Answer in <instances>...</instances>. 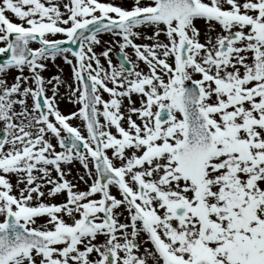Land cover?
Returning a JSON list of instances; mask_svg holds the SVG:
<instances>
[{
    "label": "snow or ice",
    "instance_id": "obj_1",
    "mask_svg": "<svg viewBox=\"0 0 264 264\" xmlns=\"http://www.w3.org/2000/svg\"><path fill=\"white\" fill-rule=\"evenodd\" d=\"M0 264H264V0H0Z\"/></svg>",
    "mask_w": 264,
    "mask_h": 264
},
{
    "label": "rangeland",
    "instance_id": "obj_2",
    "mask_svg": "<svg viewBox=\"0 0 264 264\" xmlns=\"http://www.w3.org/2000/svg\"><path fill=\"white\" fill-rule=\"evenodd\" d=\"M108 1H109V0H108ZM114 2H119V0H114ZM162 39H163V38H162ZM31 47H33V46H31ZM33 48H35V47H33ZM114 49H115V47L113 46V50H114ZM110 56H111V59H112V61H113V57H112L111 54H110ZM69 58H70V57H69ZM70 59H71V58H70ZM104 63H105L104 59L101 58V64H104ZM113 63H114V61H113ZM56 65H59V67L63 69V72H62V73L59 72V70H58V68L56 67ZM47 71H52V72L55 73V75H57V74L61 75L62 79H64V80H68V79H69V76H70V73H71V66H70V65H67V64H64L63 60L58 58V59L56 60V62H55V65H53V64L50 63V62L48 63V67H47V69H46V71H45V73H44V75H45L46 78H48L47 75H46ZM61 91L64 92L65 89L62 88ZM59 107H60V110H61L63 113L68 114L70 111L75 110L76 105H72V104L68 103L67 100H64V101H62V102L60 103ZM62 108H63V109H62ZM65 109H66V110H65ZM73 169H74V168H73ZM73 169H72V171H73V173H75L76 171L73 170ZM69 179H72V177L69 176ZM73 182H75V181H73ZM83 187H84L83 184H81V190L83 189Z\"/></svg>",
    "mask_w": 264,
    "mask_h": 264
},
{
    "label": "flooded vegetation",
    "instance_id": "obj_3",
    "mask_svg": "<svg viewBox=\"0 0 264 264\" xmlns=\"http://www.w3.org/2000/svg\"><path fill=\"white\" fill-rule=\"evenodd\" d=\"M113 194H115V189H113Z\"/></svg>",
    "mask_w": 264,
    "mask_h": 264
},
{
    "label": "water",
    "instance_id": "obj_4",
    "mask_svg": "<svg viewBox=\"0 0 264 264\" xmlns=\"http://www.w3.org/2000/svg\"><path fill=\"white\" fill-rule=\"evenodd\" d=\"M74 47V46H73Z\"/></svg>",
    "mask_w": 264,
    "mask_h": 264
}]
</instances>
